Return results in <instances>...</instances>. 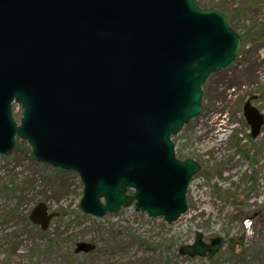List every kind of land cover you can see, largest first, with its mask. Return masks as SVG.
Instances as JSON below:
<instances>
[{
  "label": "water",
  "instance_id": "water-1",
  "mask_svg": "<svg viewBox=\"0 0 264 264\" xmlns=\"http://www.w3.org/2000/svg\"><path fill=\"white\" fill-rule=\"evenodd\" d=\"M240 48L225 16L197 0H0V155L17 137L37 161L75 172L86 215L133 205L174 223L200 166L179 161L171 138L201 113L202 85ZM256 98L242 108L253 139L264 125ZM55 216L40 203L29 220L46 231ZM94 249L78 243L74 253ZM218 250L196 231L179 253Z\"/></svg>",
  "mask_w": 264,
  "mask_h": 264
},
{
  "label": "rangeland",
  "instance_id": "rangeland-1",
  "mask_svg": "<svg viewBox=\"0 0 264 264\" xmlns=\"http://www.w3.org/2000/svg\"><path fill=\"white\" fill-rule=\"evenodd\" d=\"M197 5L223 14L241 48L228 67L208 77L201 113L172 137L176 158L201 167L186 193L187 211L171 224L133 205L102 218L86 215L78 175L37 161L16 138L13 150L0 155V264H264V227L256 220L246 225L264 213V126L249 144L242 111L256 96L253 106L264 116V0ZM12 115L19 124L22 109L13 105ZM40 203L56 214L46 231L29 220ZM195 231L206 244L220 239L212 258L179 254ZM78 243L95 249L75 254Z\"/></svg>",
  "mask_w": 264,
  "mask_h": 264
},
{
  "label": "trees",
  "instance_id": "trees-1",
  "mask_svg": "<svg viewBox=\"0 0 264 264\" xmlns=\"http://www.w3.org/2000/svg\"><path fill=\"white\" fill-rule=\"evenodd\" d=\"M248 139H249L248 143L250 144L253 140L250 139L249 137H248ZM247 146H248V145H247ZM248 154H249V150H247V151L245 152V157H247ZM259 219L262 221V223H264V213H263V212H261V214L259 215Z\"/></svg>",
  "mask_w": 264,
  "mask_h": 264
},
{
  "label": "flooded vegetation",
  "instance_id": "flooded-vegetation-1",
  "mask_svg": "<svg viewBox=\"0 0 264 264\" xmlns=\"http://www.w3.org/2000/svg\"><path fill=\"white\" fill-rule=\"evenodd\" d=\"M250 139H252L251 137H250ZM257 139V138H256ZM252 140H255V139H252ZM213 240H215V239H213ZM213 240H210L207 244L208 245H220L219 243H216V244H213ZM220 240V239H219ZM220 242V241H219Z\"/></svg>",
  "mask_w": 264,
  "mask_h": 264
}]
</instances>
